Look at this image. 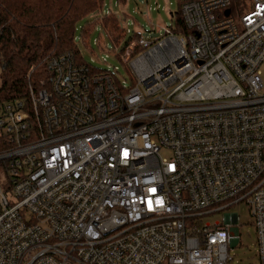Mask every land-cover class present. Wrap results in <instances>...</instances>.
<instances>
[{
	"label": "built area",
	"instance_id": "built-area-1",
	"mask_svg": "<svg viewBox=\"0 0 264 264\" xmlns=\"http://www.w3.org/2000/svg\"><path fill=\"white\" fill-rule=\"evenodd\" d=\"M230 10L184 0L187 35L111 44L129 84L65 52L0 100V264H226L238 215L198 218L241 202L264 264V0Z\"/></svg>",
	"mask_w": 264,
	"mask_h": 264
},
{
	"label": "trees",
	"instance_id": "trees-1",
	"mask_svg": "<svg viewBox=\"0 0 264 264\" xmlns=\"http://www.w3.org/2000/svg\"><path fill=\"white\" fill-rule=\"evenodd\" d=\"M181 5L168 26L175 36L188 33ZM102 6L103 0H0V100L24 98L29 85L47 78L48 58L72 52L84 62L76 40L80 23L79 39L91 50L88 39L97 25L111 44L120 46V53L141 38L139 33L126 35L119 19L106 15Z\"/></svg>",
	"mask_w": 264,
	"mask_h": 264
},
{
	"label": "rangeland",
	"instance_id": "rangeland-1",
	"mask_svg": "<svg viewBox=\"0 0 264 264\" xmlns=\"http://www.w3.org/2000/svg\"><path fill=\"white\" fill-rule=\"evenodd\" d=\"M184 0H103L102 10L110 11L118 19L121 27H125L130 33H139L141 37L148 40L161 39L162 28L172 23L174 13L178 12L180 3ZM253 0H230L231 17L235 23L239 24V17L247 11ZM77 26L76 40L82 60L92 67L100 70H113L117 68L120 80L130 83L128 71L123 64L114 56L111 50V43L107 40L105 32L97 25L93 28L86 47L79 39V29ZM129 36V35H128ZM101 40V46L94 44V40ZM104 40V41H103ZM262 81L264 82V67L260 69ZM162 156H167V152L162 151ZM226 213L238 215L239 241L236 245L228 247L230 260L226 264H259L257 248L255 244V231L252 225V218L247 206L241 202L232 205L222 212H214L199 217L203 224L221 223Z\"/></svg>",
	"mask_w": 264,
	"mask_h": 264
},
{
	"label": "water",
	"instance_id": "water-1",
	"mask_svg": "<svg viewBox=\"0 0 264 264\" xmlns=\"http://www.w3.org/2000/svg\"><path fill=\"white\" fill-rule=\"evenodd\" d=\"M228 13V11L226 12V14Z\"/></svg>",
	"mask_w": 264,
	"mask_h": 264
}]
</instances>
